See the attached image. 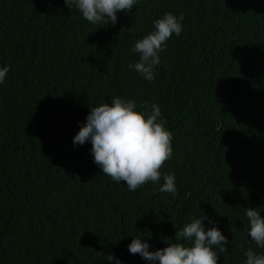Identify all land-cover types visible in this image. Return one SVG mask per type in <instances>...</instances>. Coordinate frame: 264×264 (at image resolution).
I'll use <instances>...</instances> for the list:
<instances>
[{"label":"trees","instance_id":"obj_1","mask_svg":"<svg viewBox=\"0 0 264 264\" xmlns=\"http://www.w3.org/2000/svg\"><path fill=\"white\" fill-rule=\"evenodd\" d=\"M165 12L183 14L182 32L149 82L131 49ZM117 17L0 0V264H153L129 252L133 238L155 251L203 216L229 240L218 264L264 254L245 214L264 217V0H137ZM117 95L157 104L173 134L161 180L135 192L102 173L90 142L73 144L90 106ZM171 173L175 196L159 191Z\"/></svg>","mask_w":264,"mask_h":264},{"label":"clouds","instance_id":"obj_2","mask_svg":"<svg viewBox=\"0 0 264 264\" xmlns=\"http://www.w3.org/2000/svg\"><path fill=\"white\" fill-rule=\"evenodd\" d=\"M137 0H64L69 10L74 6L82 17L93 25L113 26L118 21L117 13L130 12ZM184 17L172 12H165L155 19L154 29L137 40L131 52L139 54L136 63H129L146 81L155 79L154 69L161 64L160 52L165 50L166 41L173 33L180 36ZM9 67H0V84L5 82ZM144 111L137 110L134 99L114 96L111 102H100L90 106L86 123L80 126L73 138L74 145L91 143L90 152L94 163L102 173L120 183L125 182L128 190L135 192L148 182L159 183L160 169L173 153V134L165 127L166 119L160 107L145 102ZM161 193L177 194L175 174H164L159 187ZM247 218L246 231L255 244L264 248V217L257 208L245 209ZM205 217L191 218L181 229L175 231L174 241L166 238V247L149 251V244L135 237L128 246L131 254H139L153 264H218V253L227 251L229 240L217 227L207 230L203 221ZM210 223H214L210 221ZM215 246L218 251L214 250ZM246 264H264V254L252 248L244 251ZM109 261L113 255H107ZM115 264H121L119 259Z\"/></svg>","mask_w":264,"mask_h":264}]
</instances>
